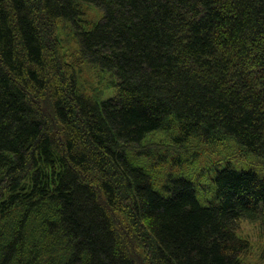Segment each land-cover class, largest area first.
I'll return each instance as SVG.
<instances>
[{
  "label": "trees",
  "instance_id": "trees-1",
  "mask_svg": "<svg viewBox=\"0 0 264 264\" xmlns=\"http://www.w3.org/2000/svg\"><path fill=\"white\" fill-rule=\"evenodd\" d=\"M59 22L113 97L56 59ZM169 129L178 145L230 139L263 169L217 167L207 204L183 174L157 190L130 153ZM121 198L141 241L120 233ZM261 201L264 0H0V264H234L222 217Z\"/></svg>",
  "mask_w": 264,
  "mask_h": 264
},
{
  "label": "rangeland",
  "instance_id": "rangeland-1",
  "mask_svg": "<svg viewBox=\"0 0 264 264\" xmlns=\"http://www.w3.org/2000/svg\"><path fill=\"white\" fill-rule=\"evenodd\" d=\"M83 9L85 19L89 22H97L102 17V12L94 6L84 4ZM49 45L56 59L62 58L76 72L77 85L83 94L98 100L107 99L116 94L113 76L83 58L79 40L68 24L58 23ZM174 134L175 131L169 129V131H159L149 135L141 146L134 147L130 153L134 163L148 170L157 190H162L160 186L166 180L167 175L183 174L196 183L200 201L207 204L213 197L210 177L217 167L222 168V165L231 162L240 170L244 167H252L258 172L263 169V164L259 159L243 152L230 139L217 143H206L194 138L187 144L178 145L173 141ZM115 210L116 221L117 215L121 217L117 221L118 225L124 224L120 230L124 238L133 234L140 240L145 236L144 231L135 223L127 200L121 198ZM127 242H124L125 246ZM138 257L139 264L145 262L140 254Z\"/></svg>",
  "mask_w": 264,
  "mask_h": 264
},
{
  "label": "clouds",
  "instance_id": "clouds-1",
  "mask_svg": "<svg viewBox=\"0 0 264 264\" xmlns=\"http://www.w3.org/2000/svg\"><path fill=\"white\" fill-rule=\"evenodd\" d=\"M225 238L221 254L235 258L234 264H264V201L254 207H238L222 217Z\"/></svg>",
  "mask_w": 264,
  "mask_h": 264
}]
</instances>
